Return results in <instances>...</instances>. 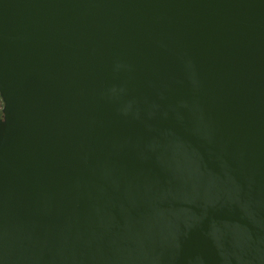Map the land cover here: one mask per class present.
Returning a JSON list of instances; mask_svg holds the SVG:
<instances>
[{
	"label": "water",
	"instance_id": "water-1",
	"mask_svg": "<svg viewBox=\"0 0 264 264\" xmlns=\"http://www.w3.org/2000/svg\"><path fill=\"white\" fill-rule=\"evenodd\" d=\"M0 264H264V0H0Z\"/></svg>",
	"mask_w": 264,
	"mask_h": 264
},
{
	"label": "trees",
	"instance_id": "trees-1",
	"mask_svg": "<svg viewBox=\"0 0 264 264\" xmlns=\"http://www.w3.org/2000/svg\"><path fill=\"white\" fill-rule=\"evenodd\" d=\"M1 104V103H0Z\"/></svg>",
	"mask_w": 264,
	"mask_h": 264
}]
</instances>
